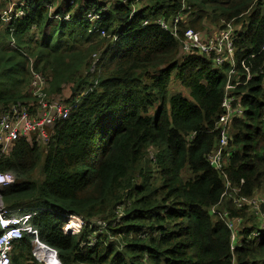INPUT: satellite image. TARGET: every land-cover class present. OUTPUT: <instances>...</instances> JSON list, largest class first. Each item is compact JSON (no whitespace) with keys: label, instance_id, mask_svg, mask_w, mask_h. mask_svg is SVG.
<instances>
[{"label":"trees","instance_id":"trees-1","mask_svg":"<svg viewBox=\"0 0 264 264\" xmlns=\"http://www.w3.org/2000/svg\"><path fill=\"white\" fill-rule=\"evenodd\" d=\"M26 4L15 22L0 21V107L31 99L32 69L47 78L52 98L70 90L73 107L48 141L19 137L9 155L0 153V171L16 178L0 193L6 208L36 211L40 241L59 254L51 264H264V203L257 224L250 207L230 197L233 188L264 195V0ZM93 9L107 36L90 32L84 15ZM55 12L73 19L55 20ZM176 17L177 35L157 23L173 26ZM224 22L237 27L235 92L245 108L230 129V189L209 156L231 64L181 55L187 28L207 33ZM174 82L189 96L173 92ZM224 211L250 221L234 249ZM63 214L83 220L78 234L66 231ZM34 239L16 244L11 264H46L32 255Z\"/></svg>","mask_w":264,"mask_h":264},{"label":"built area","instance_id":"built-area-1","mask_svg":"<svg viewBox=\"0 0 264 264\" xmlns=\"http://www.w3.org/2000/svg\"><path fill=\"white\" fill-rule=\"evenodd\" d=\"M127 0H124L126 2ZM26 0L21 3H12L11 7L3 14H0V21L15 22L20 16L24 15L23 8L26 7ZM136 9H134L135 11ZM54 11V8H51ZM133 15L137 14V11ZM85 18L92 23L90 32L100 33L101 36H107L104 27L99 26V22L104 18L95 9L90 10ZM53 19L59 21H72L71 13L64 15L55 12ZM180 17H176L173 26L164 19L157 20V23L166 30H172L177 35L176 25ZM146 20L145 23H148ZM223 28L216 32H201L192 28H187L181 39V55H213L215 63L218 67L225 63L231 64L228 73V80L225 87V94L222 101V112L219 116L218 127L220 129V140L216 148L209 156L211 164L223 172L226 187L231 188L225 168L229 162L228 145L231 140V126L234 118L243 116L245 108L241 103V96L237 95L235 89L241 81V75L236 67V46L235 32L237 27L232 22H224ZM116 39V36H114ZM9 46L17 48L14 38H10ZM264 49V43H263ZM95 62L91 68V72L96 70V62L99 55L94 54ZM244 66L245 64L242 63ZM246 68L247 79L252 77L250 69ZM48 80L40 72L32 69V78L29 88L30 100L25 102H17L8 106L0 107V153L7 156L10 154L13 145L19 137H25L29 141L45 142L49 140V128L61 118L69 116L73 104L67 99L70 96L63 95L61 98L54 99L48 93ZM16 178L11 172L0 171V189L5 186L14 184ZM230 197L238 207L249 206L260 212V206L264 203V195L257 194L253 197H247L239 194V189L233 188ZM217 211L213 209V213ZM36 215V211L32 210L25 214H18L6 208L2 195L0 193V264H11L14 247L20 242L26 234L34 235L33 241V257L39 262L51 264L59 259L58 251L44 244L39 239V232L32 224V219ZM222 217L225 218L227 225L231 229L232 249L239 244V232L244 227L243 218L231 216L229 212L224 211ZM70 220H66L65 229L71 234H78L83 227V220L80 217L69 216ZM71 221L75 224L72 225ZM238 243L235 245V240Z\"/></svg>","mask_w":264,"mask_h":264},{"label":"rangeland","instance_id":"rangeland-1","mask_svg":"<svg viewBox=\"0 0 264 264\" xmlns=\"http://www.w3.org/2000/svg\"><path fill=\"white\" fill-rule=\"evenodd\" d=\"M12 3H15V2L12 1ZM207 32H210V31H207ZM4 46L7 47V46H8V43H5V42H4ZM8 47H9V46H8ZM172 91H173V92H176V91H182V93H183L185 96H187V97L189 96V91H188V89L184 88L182 85H179V83H177V82H174V83L172 84ZM70 94H71V91L68 90V91H66L65 96H70ZM155 112H156V107H153V108L151 109V114L154 115ZM249 211H250L252 214H254V215L256 216V212H257V210L252 209V208H249ZM245 221H248V220H244V219H243L244 224H245ZM254 221L257 222V224L260 223V220H258L257 216H256V218H255ZM248 222H250V221H248ZM263 224H264V223H263ZM234 243H235V245H236V244L238 243V239H236ZM37 261H38V260H37ZM38 262H39V261H38Z\"/></svg>","mask_w":264,"mask_h":264},{"label":"crops","instance_id":"crops-1","mask_svg":"<svg viewBox=\"0 0 264 264\" xmlns=\"http://www.w3.org/2000/svg\"><path fill=\"white\" fill-rule=\"evenodd\" d=\"M12 1L17 4L21 3L23 0H0V14L5 13L11 7ZM216 31L217 30H213L212 32Z\"/></svg>","mask_w":264,"mask_h":264},{"label":"bare ground","instance_id":"bare-ground-1","mask_svg":"<svg viewBox=\"0 0 264 264\" xmlns=\"http://www.w3.org/2000/svg\"><path fill=\"white\" fill-rule=\"evenodd\" d=\"M62 219L65 220V221H66V220H70L69 216H67L66 214H63V215H62ZM71 222H73V223H71L72 225L75 224L74 221H71Z\"/></svg>","mask_w":264,"mask_h":264}]
</instances>
